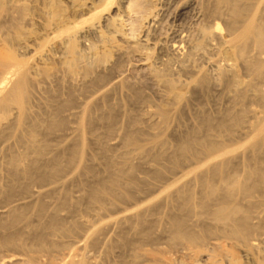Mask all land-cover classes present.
Listing matches in <instances>:
<instances>
[{"label":"rangeland","instance_id":"obj_1","mask_svg":"<svg viewBox=\"0 0 264 264\" xmlns=\"http://www.w3.org/2000/svg\"><path fill=\"white\" fill-rule=\"evenodd\" d=\"M142 1L144 8L123 12L117 0H0V80L5 71L18 74L26 69L31 82L26 116L19 125L15 105L10 104L5 113L0 110V209L9 211L17 203H26L31 224L42 220L33 214L37 202L45 205L46 213L57 209L67 232L51 238L66 244L65 254L91 251L94 264H152L148 260L154 257L188 264L194 250L184 256L180 246L169 240L170 220L179 214L177 201L162 197L213 163L220 164L226 178L236 176L238 182H251V171L264 172V145L250 148L253 125L264 119V98L237 92L249 81L245 87L256 88L264 96V76L255 78L249 69L250 63L264 58V52L248 46L243 58L231 60L236 81L229 75L217 76L212 63L227 58L221 53V38L233 33L228 9L215 6V0ZM248 6L264 16V0H248ZM214 9H221L220 13ZM152 15L157 17L150 25L147 18ZM90 22L98 24L99 34L85 32L86 45H81L78 31ZM215 23L221 33V41L212 40L216 47L182 49L193 62L190 68L180 69L155 44L170 42L175 32L187 34L194 43L200 40V28ZM59 41L66 44L62 50L57 48ZM4 57L16 64L4 62ZM259 64L262 67L264 62ZM200 70L207 73L204 82L199 81ZM7 75L4 92L15 78ZM160 112L165 113L164 119ZM33 123H37L35 139L44 150L38 163L57 157L62 166L41 182L36 176L40 170L14 177L8 164L11 156H17L21 165L34 156L26 136ZM126 138L133 142L126 144ZM210 142L218 146L208 152L205 147ZM184 144L195 152L181 154ZM126 164L133 166L137 183L130 188L131 196L122 197L116 189L111 196L94 197L101 182ZM36 190L40 194L31 193ZM192 190L195 196L203 195L195 186ZM257 196L253 213L259 218L253 220L264 232V196ZM240 203L246 205L245 200ZM8 216L7 212L0 215L1 225ZM201 224L191 226L199 229ZM5 233L1 227L0 237ZM260 237L263 243L254 258L264 264V233ZM221 238L220 243L231 250L232 241L228 244ZM25 242L35 248L31 239ZM232 251L238 257L236 264H256L246 261L240 250L232 247ZM18 252L0 246V257ZM39 253L44 263L54 262L50 264L59 262L61 255ZM196 257L199 264L205 258Z\"/></svg>","mask_w":264,"mask_h":264},{"label":"bare ground","instance_id":"obj_2","mask_svg":"<svg viewBox=\"0 0 264 264\" xmlns=\"http://www.w3.org/2000/svg\"><path fill=\"white\" fill-rule=\"evenodd\" d=\"M109 1L111 0H107V2ZM143 2L144 1L142 0H117V4L123 9V12L138 11L140 8L142 9V6L144 8V5H142ZM190 4L191 2H188V5ZM220 5L221 7L225 6L228 9V24L230 28L233 29V33L230 37L224 39L222 37L221 41L220 26L215 23L210 27L200 28V40L194 43H190L187 34L175 32L171 40H169L170 42H157L155 44L158 46L160 53L172 56L179 63L180 69H185L192 67L193 62L189 63L190 61L188 58H186V54L188 53H182V49L184 47H189V49L195 48L196 50L202 46L213 48L216 47V44L214 45L212 42L213 38L219 39L224 44V47L220 48L221 53L227 58L225 59L224 63H212L215 74L221 77L229 75L236 81L234 63L231 60L234 58H243L248 46H253L258 51L264 52V16L262 14L257 15V9L248 6V0H215V6L220 7ZM90 8V5L86 7L88 10ZM220 10L221 9H214V13H220ZM156 17L157 16L155 15L149 16L147 18L148 23H150V25L153 24L156 21ZM103 20L106 22L108 21L107 17H103ZM85 32H89L94 35L99 34L98 24L96 22H90L88 26L85 27V29L78 31V39L81 45L85 44ZM143 41H145V44L148 42L146 41L145 37ZM64 43V41H59L57 43V48L62 50L66 45H64ZM222 43L220 44L223 45ZM221 45L218 47H221ZM41 56L39 58H41ZM163 56L160 58V60L162 64L165 65ZM2 60L4 62L9 61V63L13 65L16 64V61H12L10 57H4ZM263 62L264 58L249 64L251 74L255 78L264 76V65L261 67L259 64ZM199 73V81L204 82V80L208 77L207 73L201 70ZM7 74L15 75L16 72H13L12 69L5 71L3 73V77L0 80V110L2 113H5L8 110V106L10 104L15 105L18 112L17 115L20 117L17 118V125H19L23 117L26 116V106L29 99L31 82L29 81L28 70L23 69L22 72L15 75L10 88L6 89V92H4L3 89L5 87V83L8 81L7 79L9 77ZM249 85L250 83L248 81L241 87H238V89L236 88L237 92H239L241 95L250 94L254 97L256 96L259 98H264L258 89L245 87ZM159 115L161 119L165 118L164 112H160ZM260 119V122H256V124L254 122L255 125H253L252 129L253 132L250 148L261 149L262 145H264V119H261L262 121ZM234 120L235 122H238L239 118L234 117ZM30 124L31 123H29V125ZM36 124L37 123H33L26 134L29 142L28 150L31 151L34 156L30 158V161L27 165H21L17 156H11L9 157L8 164L10 166V170L13 172L14 177H25L28 175L32 176L31 169L40 170L36 176L37 181L41 182L48 176L60 172L62 166L58 163L57 157L49 158L46 164L38 163V159L41 158L44 150L35 139L34 127ZM125 142L126 144H130L133 142V139L126 138ZM217 146V142H210L206 145L205 149L208 152H211L216 149ZM180 150L181 154L183 155L195 152L189 144L182 145ZM156 175L158 176L159 173H156ZM194 175H192L191 178L187 177V180L183 179V181H180L181 183H177L172 186L166 195L162 197L164 198V201H166L167 198V200L170 198L171 200L174 199L177 201L179 210V214L176 213L170 220V242L176 246L178 245V247L180 246V251L182 254L184 253V256H187L185 255V253H187L186 251L191 252L194 250L192 251L193 254L191 252V256H193V258L188 256L190 257L189 259H193L191 260L192 262L189 261L188 264H199L197 263V255H199V257H201V255L205 256V258L202 259V264H236L238 257L232 251V247H234V251L235 249L238 251L240 250L246 261L261 264L260 261H257V259L255 260L254 253L261 248L260 246L263 242L260 236L264 232L261 231L260 226L257 225L258 222L253 220L255 218H259L254 215L253 208H255V203L256 205L258 203L256 202L255 196H257V194L264 196V172L259 170H255L254 172L251 171V173H248V180H252L251 182H238V178L236 176L231 177L230 179L226 178V175L221 170L220 164L213 163L211 164L210 168L200 170ZM120 179H124L123 184L120 183ZM135 182L136 179L133 178V166L126 164L125 167H121L120 169L118 168L116 174H111V176L101 182L100 187L94 191V197H97L98 194L101 195V198L104 196H111L112 193L115 192L114 190L119 189L118 191H120V195L122 197L128 198L131 196L130 188L132 189L134 185L137 184ZM193 186L199 189V192L197 191L198 193L202 192L201 194L203 195L201 197L194 195L192 190ZM40 192L41 190H36L31 193L40 194ZM215 199L219 200L215 201ZM243 200L246 201V205L240 203ZM261 202L263 203V201ZM26 209V203H17L13 207H10L9 211L0 209V215L4 214L5 212H7L9 215L7 222L2 225L0 224V228L2 227L6 229L5 235L0 237V246L10 248L12 247L19 250L18 253H7V255L5 254V256L0 257V264L54 263L53 261L50 262L49 260H47L49 263H44L43 261L45 259L43 260V256L39 253V251H44V253L49 252L51 256L54 255V253L55 255L56 253L57 255H60L61 253V257L59 256L58 258L59 262L56 260V264H94L93 259H95V255L90 253L91 251L73 250V253L66 252L65 254L64 250L67 248L66 244L51 238L52 235L64 234L67 232V228H64L62 225L61 216L58 215V212L56 211L57 209L50 210L48 213H46L45 205L41 202H37L34 205L33 214L36 217L38 216V218H42V220L38 219L39 222L37 221V224L29 223L28 219L30 218H28L29 214H27ZM198 213L205 216L201 218ZM191 216L195 218V221ZM138 217L141 219L142 216L140 217L139 215ZM122 220L123 219H120L119 221L122 222ZM189 221H191L192 224ZM197 221L202 223V227L199 229H194L191 225H193V222L196 223ZM20 223H23L26 227L24 229H19L20 227H18V225H20ZM218 237H222L221 239L225 237V240H229L228 244L232 241V245L230 244L231 250L227 248V244H223L222 242L221 244ZM25 238L31 239L33 244L32 246L35 245V248L31 247V245H27ZM93 241L94 240H92V242ZM225 246L227 247L225 248ZM203 247L205 249L202 250L203 252L206 250L211 252L214 251V254H207L199 251ZM79 249L82 250L83 248ZM51 251L54 253L52 254ZM24 254L27 255V258L23 256ZM154 258L149 259L148 261L151 260L150 263L152 262V264H172L168 262L170 258L167 261L163 260L164 258H162V260H156V258ZM159 258L161 259V257ZM172 261L173 260L171 259V262Z\"/></svg>","mask_w":264,"mask_h":264}]
</instances>
